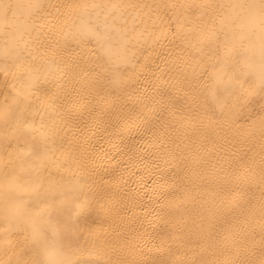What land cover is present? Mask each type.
Masks as SVG:
<instances>
[{
	"label": "bare ground",
	"instance_id": "obj_1",
	"mask_svg": "<svg viewBox=\"0 0 264 264\" xmlns=\"http://www.w3.org/2000/svg\"><path fill=\"white\" fill-rule=\"evenodd\" d=\"M0 264H264V0H0Z\"/></svg>",
	"mask_w": 264,
	"mask_h": 264
}]
</instances>
